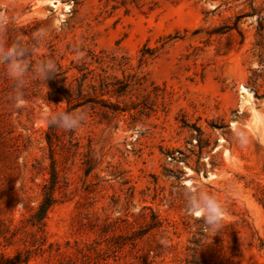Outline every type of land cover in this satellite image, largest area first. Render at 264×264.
<instances>
[{"label":"rangeland","instance_id":"obj_1","mask_svg":"<svg viewBox=\"0 0 264 264\" xmlns=\"http://www.w3.org/2000/svg\"><path fill=\"white\" fill-rule=\"evenodd\" d=\"M0 15V42L29 49L19 84L0 62V264H264V0H0ZM60 112L84 120L65 131ZM201 193L224 209L215 231L186 210Z\"/></svg>","mask_w":264,"mask_h":264},{"label":"clouds","instance_id":"obj_2","mask_svg":"<svg viewBox=\"0 0 264 264\" xmlns=\"http://www.w3.org/2000/svg\"><path fill=\"white\" fill-rule=\"evenodd\" d=\"M5 24V16L0 15V27ZM6 41V37L4 38ZM34 39L43 40L44 34H37ZM29 54V49L24 47L21 42L13 41L11 44L0 42V62L7 64V74L19 84L28 71L25 57ZM36 71L41 74L42 79H47L55 71V65L51 61L44 60L37 67ZM49 122L65 131L77 129L84 120L83 114L72 115L69 113H53L47 117ZM186 210L190 214L202 217L204 227L209 231L218 229L224 209L220 202L207 193L191 198L186 203Z\"/></svg>","mask_w":264,"mask_h":264},{"label":"trees","instance_id":"obj_3","mask_svg":"<svg viewBox=\"0 0 264 264\" xmlns=\"http://www.w3.org/2000/svg\"><path fill=\"white\" fill-rule=\"evenodd\" d=\"M56 75H57V73L53 74V78ZM51 84L56 87L54 79H51ZM56 88H57V90H61L63 92H66V90L64 88H61V87H56ZM55 183H56V177H55V171H54V167H53L50 184L45 186L43 198L41 199L40 203L36 206V208L34 209V211L32 213L31 217L33 219H35L37 221H41L45 217L48 208L50 207V205L55 200L53 197V190H54Z\"/></svg>","mask_w":264,"mask_h":264}]
</instances>
